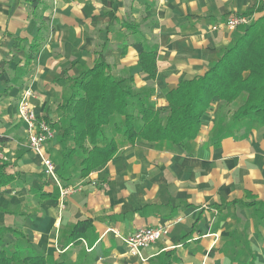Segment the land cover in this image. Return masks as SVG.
I'll return each instance as SVG.
<instances>
[{
    "label": "crops",
    "instance_id": "obj_1",
    "mask_svg": "<svg viewBox=\"0 0 264 264\" xmlns=\"http://www.w3.org/2000/svg\"><path fill=\"white\" fill-rule=\"evenodd\" d=\"M263 15L264 0H0V177H12L0 187V227L67 264H264V206L234 205L264 204V122L233 119L244 97L215 99L184 146L123 145L107 127L119 150L84 179L66 157L73 144L62 142L72 80L98 61L128 79L135 100L167 113L166 93L203 76L247 28L231 30L228 19ZM143 52L157 55L155 80L139 65ZM27 87L56 135L43 154L73 189L62 200L17 116ZM159 226L168 233L143 251L145 262L128 253L124 238Z\"/></svg>",
    "mask_w": 264,
    "mask_h": 264
},
{
    "label": "trees",
    "instance_id": "obj_2",
    "mask_svg": "<svg viewBox=\"0 0 264 264\" xmlns=\"http://www.w3.org/2000/svg\"><path fill=\"white\" fill-rule=\"evenodd\" d=\"M156 61L155 52L139 56V65L151 80L157 77ZM127 82L128 79L116 78L112 67L103 61L72 80L71 95L62 105L68 113L62 138L73 144L66 157L77 155L81 159L80 179L100 170L116 156L119 145L115 138L107 136V127H114L123 143L130 146L138 140L184 146L198 137L203 118L215 99L230 105L241 97L244 102L233 119L252 116L264 122V15L241 28L234 44L223 50L203 76L183 80L166 93L167 113L156 110L143 98L135 100L137 94ZM5 166L3 163L0 169ZM2 178L0 187L12 181L11 176ZM49 197L41 195V199ZM234 205L264 206L257 201H235ZM16 231L0 227V264H67L30 247L23 249L14 239L13 246L8 245L4 241L8 234L24 239V234ZM73 241L78 243L79 237Z\"/></svg>",
    "mask_w": 264,
    "mask_h": 264
},
{
    "label": "built area",
    "instance_id": "obj_3",
    "mask_svg": "<svg viewBox=\"0 0 264 264\" xmlns=\"http://www.w3.org/2000/svg\"><path fill=\"white\" fill-rule=\"evenodd\" d=\"M64 1L71 2L72 0ZM251 23L252 18L247 16H234L228 19L227 26L231 30H236L240 27H248ZM33 98L32 89L25 88L18 104L17 116L26 127L30 149L42 157L45 174L54 180L60 189L61 198L64 199L73 193V189L61 185L55 164L43 154L46 144L53 141L56 135L52 124L37 114L36 107L32 102ZM4 151V145L0 140V160L4 159ZM167 233L168 229L165 226L143 228L134 235L124 238V244L130 255L145 262L143 251L159 242Z\"/></svg>",
    "mask_w": 264,
    "mask_h": 264
},
{
    "label": "rangeland",
    "instance_id": "obj_4",
    "mask_svg": "<svg viewBox=\"0 0 264 264\" xmlns=\"http://www.w3.org/2000/svg\"><path fill=\"white\" fill-rule=\"evenodd\" d=\"M57 132V131H56ZM61 135H59L58 137H60ZM120 140H121V142L123 141V139L122 138H120ZM62 142L65 144L66 142L65 141H63L62 140ZM68 143H71L70 141L68 142ZM123 143V142H122ZM126 145L127 143H123V145ZM62 154L63 155H61V156H63V158L65 159L66 157H65V151L64 150H62ZM73 158H75L76 159V162H79L80 163V157H78L77 155H73ZM62 159V158H61ZM51 161H52V159H51ZM53 162V161H52ZM54 163V162H53ZM80 165V164H79ZM79 167V166H78ZM78 189H80V187L78 188ZM60 190V189H59ZM66 198V197H65ZM60 199L62 200L63 198H61V195H60ZM13 239L14 240H16V242H18V244L21 246V248H23V249H26V248H29V243H28V240H24V239H22L21 238V236L20 237H16L15 235H13V234H8V235H6V237H5V239H4V241H6V243L8 244V245H10V246H13V244H11L12 242H13ZM32 249V248H31ZM47 258H50V257H47ZM52 258V257H51Z\"/></svg>",
    "mask_w": 264,
    "mask_h": 264
}]
</instances>
